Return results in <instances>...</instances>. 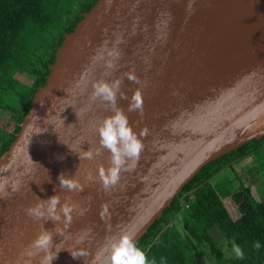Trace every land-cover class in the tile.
Returning <instances> with one entry per match:
<instances>
[{"label":"water","instance_id":"water-1","mask_svg":"<svg viewBox=\"0 0 264 264\" xmlns=\"http://www.w3.org/2000/svg\"><path fill=\"white\" fill-rule=\"evenodd\" d=\"M116 35L120 58L113 69L93 62L99 46ZM46 83L9 149L0 156V264H23L42 227L53 231V246L65 248L53 264H84L67 248L85 247L90 259L120 230L137 242L207 164L252 140L264 138V0H98L65 35ZM134 71L140 83L124 78ZM122 78L131 97L143 93V110L127 113L144 147L136 167L122 170L105 191L97 168L110 163L99 147L96 124L110 109L92 101V81ZM78 116H76V113ZM72 175L82 191L59 188V174ZM91 174V179H89ZM18 184L11 191V182ZM59 193L77 205L65 236L63 221L36 220L25 209ZM109 212L101 219V205ZM79 208L87 211L79 214ZM91 228L82 245V230ZM70 233V234H69ZM54 250V249H53ZM43 253L30 257L39 264Z\"/></svg>","mask_w":264,"mask_h":264},{"label":"trees","instance_id":"trees-1","mask_svg":"<svg viewBox=\"0 0 264 264\" xmlns=\"http://www.w3.org/2000/svg\"><path fill=\"white\" fill-rule=\"evenodd\" d=\"M98 0H0V156L9 149L46 83L65 35ZM264 150V138L207 164L176 196L162 217L136 243L156 264H264V192L250 185L222 195L214 181ZM255 178H259L257 175ZM181 223V228L179 227ZM240 244L245 256L227 254ZM261 241V249L252 242ZM163 258V260L161 259Z\"/></svg>","mask_w":264,"mask_h":264},{"label":"clouds","instance_id":"clouds-1","mask_svg":"<svg viewBox=\"0 0 264 264\" xmlns=\"http://www.w3.org/2000/svg\"><path fill=\"white\" fill-rule=\"evenodd\" d=\"M191 6V0H189ZM123 41V37L116 35L109 44L105 40L98 48L97 52L92 57L93 62L103 61L105 67V74L116 66L120 58L119 44ZM124 78L140 83V78L134 71H127L124 73ZM122 78L115 79H96L92 81V92L90 99L96 101L97 99L109 107L111 114L103 117L96 124V132L99 136V147L95 150L88 148L78 154L79 159H93L98 155L102 149H107L110 153V163L107 168L103 165L98 166L97 176L99 182L105 191L115 186L120 180V173L122 170H131L136 167L140 153L144 147L140 136L147 133V128L141 129L137 133L128 118L127 113L117 103L118 94L120 98L127 99V110L139 111L143 110V93L140 87L135 88L131 97L121 89ZM76 116H78V113ZM89 174V179H91ZM59 188L71 191H82L83 185L78 179L72 175H65L61 172L58 176ZM18 184L16 181L11 182V191H17ZM3 193H0L2 195ZM77 205L65 199L61 202L59 193L48 196L46 199L39 198L33 205H29L25 211L26 214L36 220H43L45 222L63 221V225H55V233L65 236L72 221V213L77 209ZM87 211L86 208H79V214L83 215ZM109 212L108 203L101 205L100 216L101 219L106 218ZM92 231L91 228L82 230V235L77 236L75 240L76 245H82L86 239L87 233ZM70 234V233H69ZM53 231L42 227V230L37 234L34 240L25 250L24 255L29 259H24L23 264H32L30 257L37 253H43L39 259V264H53V260L58 256V253L65 249L59 247V243L53 246ZM226 245L230 244L227 254L234 256L237 259H243L245 251L243 247L238 244L235 239L225 241ZM255 249H261L262 244L259 239L252 242L251 245ZM54 249V250H53ZM71 256L76 259L83 257L84 264H156L155 259H149L146 252L137 245L133 238V234L120 230L119 233H112L106 238V243L102 249L93 255L90 259L88 249L85 247L67 248ZM163 260V258H161Z\"/></svg>","mask_w":264,"mask_h":264},{"label":"rangeland","instance_id":"rangeland-1","mask_svg":"<svg viewBox=\"0 0 264 264\" xmlns=\"http://www.w3.org/2000/svg\"><path fill=\"white\" fill-rule=\"evenodd\" d=\"M3 116V111L0 110V119ZM254 158L257 160L255 161L254 164L251 165V163H247L249 164L248 170L245 172V170H239L238 167H236L237 170H235L236 172H233V170L228 171L226 177H219L215 179V183L218 184V189L220 190V193L222 195H228V191L231 192L234 189H236L238 187V183L236 182V180H241L240 178H238L236 176V173L238 172H242L243 176H244V181H246V185H250L247 182V179H250V177L252 176V178L254 179V176L257 175L258 177H260L264 183V150H261L257 153L256 156H254ZM238 171V172H237ZM261 175V176H260ZM263 176V177H262ZM238 178V179H237ZM251 186V185H250ZM258 186L259 185H254L251 189H252V194L256 199H260V194L262 191V189H264V185H260V190H258ZM179 227L181 228V223L179 222Z\"/></svg>","mask_w":264,"mask_h":264},{"label":"crops","instance_id":"crops-1","mask_svg":"<svg viewBox=\"0 0 264 264\" xmlns=\"http://www.w3.org/2000/svg\"><path fill=\"white\" fill-rule=\"evenodd\" d=\"M252 159L249 157V158H246V163L244 164L243 162H241V163H236L235 165H234V167H235V169L233 170V172H236L235 170H237L236 169V167H238L239 168V170L241 169V170H245V172L248 170V168H246V167H249L248 165L252 162L251 161ZM247 163H249V164H247ZM251 165H252V163H251ZM240 170V171H241ZM238 172V171H237ZM227 173H228V171H225V172H223L222 173V175H224L225 177H226V175H227ZM236 176L238 177V178H240L241 180H236V182L240 185V184H242V182H244V184H246V181H244V176H243V173L242 172H238V173H236ZM261 176V175H260ZM263 177V176H262ZM219 178V177H218ZM237 178V179H238ZM247 182L251 185V188L254 186V185H259L258 186V190H260V185H264V183H263V181H262V179L259 177V178H255V179H253L252 178V176L250 177V179H247ZM260 191H263L264 192V189H262V190H260Z\"/></svg>","mask_w":264,"mask_h":264}]
</instances>
